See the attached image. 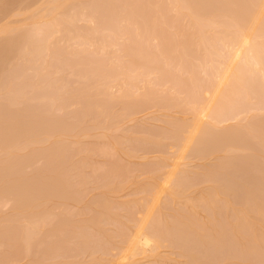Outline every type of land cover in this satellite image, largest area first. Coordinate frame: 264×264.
Returning <instances> with one entry per match:
<instances>
[{
    "label": "rangeland",
    "instance_id": "obj_1",
    "mask_svg": "<svg viewBox=\"0 0 264 264\" xmlns=\"http://www.w3.org/2000/svg\"><path fill=\"white\" fill-rule=\"evenodd\" d=\"M192 1L0 0V264H114L139 226L121 264H264V22L194 117L258 0Z\"/></svg>",
    "mask_w": 264,
    "mask_h": 264
},
{
    "label": "bare ground",
    "instance_id": "obj_2",
    "mask_svg": "<svg viewBox=\"0 0 264 264\" xmlns=\"http://www.w3.org/2000/svg\"><path fill=\"white\" fill-rule=\"evenodd\" d=\"M61 1V0H60ZM194 1V0H193ZM193 1H192V3H193ZM256 1V0H255ZM259 1V2H258ZM256 3H257V5L255 6L256 7V12L254 11H251V13L253 14H251V15H249L250 16V19L252 18V16H253V18H252V20H253V28L250 30V27H251V25H252V23H251V25H250V27L248 26L247 27V24H248V22L246 23V27L248 28V30H246V28L245 27H243L242 28V30H246V32H244V33H242L243 31H241L240 33L238 32V37H237V35L235 34V36L238 38H235V39H231V43H232V46H233V44H235V47L233 46V49L232 48H230V44H229V48H230V50L232 49V52L229 50V53L231 54H229V60H228V62L227 63H225V64H222V65H225L224 66V68L221 70L220 68H218L217 67V69H216V71L219 69V72H218V76L216 77L217 79H216V83L214 82V87H215V85L217 84V81H218V84L216 85V88L214 89V91L210 94V91L208 92L209 94H210V96L208 97V98H206V100H205V102H206V104H203V103H201V104H203V106L201 107L200 106V109H199V111L197 110V115L195 116L194 115V117H195V120L199 123L201 120H203L206 116H208L209 114H210V112H212L213 111V106L215 105V103L219 100V96H220V94L222 93L221 91H222V89L224 88V85H227L228 83H229V81H231V83H232V80L234 79V78H236V76L237 75H239V69H238V66H239V61L244 57V55H245V58L247 59V57L249 56V58H250V55H248L247 56V52H251V49L253 48V46L252 45H250V43H254L255 44V42H260L259 40H257V38H256V40L257 41H255L254 42V40L252 41V37H258V35L256 36V33L258 32L257 30H259L261 27H262V24H263V22H264V20H263V18H264V0H258ZM56 2V1H55ZM57 2H58V0H57ZM195 2V1H194ZM196 2H197V0H196ZM198 2H199V0H198ZM52 4H54V3H52ZM59 4H60V2H59ZM194 4V3H193ZM62 4H60V6H61ZM235 5V4H234ZM58 6V5H57ZM57 6H56V10L58 11V9H57ZM189 6V5H188ZM253 6H254V4H253ZM55 7V6H54ZM177 7V6H176ZM52 8V7H51ZM254 8V7H253ZM252 8V9H253ZM255 9V8H254ZM50 10V9H49ZM53 10V9H52ZM51 10V13H53V11ZM190 10H192L191 9V7H190ZM46 11V13L48 12L47 10H45ZM55 11V10H54ZM41 12V11H40ZM59 12V11H58ZM57 12V13H58ZM176 12V11H175ZM248 12V11H247ZM56 13V12H55ZM47 15H49L48 13H47ZM55 14H52V16H51V14H50V19L54 16ZM246 15V14H245ZM193 14H192V16H191V18H193ZM213 16H214V14H213ZM244 16V15H243ZM55 17V16H54ZM190 17V16H189ZM212 17V16H211ZM247 17V16H246ZM43 18H44V16H43ZM214 18H215V16H214ZM197 19H199L198 17H197ZM211 20V19H210ZM212 20H213V18H212ZM38 21V20H37ZM181 21H182V19H181ZM197 21V20H196ZM51 22H52V20H51ZM73 22V21H72ZM194 22V21H193ZM211 22V21H210ZM213 22V21H212ZM238 22V21H237ZM250 22H251V20H250ZM261 22H262V24H261ZM196 23V22H195ZM200 23H202L201 21H200ZM212 24V23H211ZM202 25H203V23H202ZM220 25V24H219ZM236 25H237V23H236ZM249 25V24H248ZM260 25H261V27H260ZM10 26V25H9ZM8 25L6 26V27H8L9 29L11 28V27H9ZM5 27V26H4ZM193 27H194V24H193ZM260 27V28H259ZM258 28V29H257ZM263 28V27H262ZM2 29V28H1ZM12 29V28H11ZM183 29V28H182ZM13 30V29H12ZM26 31V30H25ZM239 31V30H238ZM2 32V31H1ZM8 32H10L9 30L8 31H6L5 32V30H4V33H8ZM29 32V31H28ZM194 32V31H193ZM199 33V32H198ZM234 33H235V31H234ZM254 33H255V35H254ZM28 34V33H27ZM233 34V33H232ZM5 35H8V34H5ZM254 35V36H253ZM25 36H23V38H24ZM48 37H50V36H48ZM232 37V36H231ZM51 38V37H50ZM233 40V41H232ZM40 41V40H39ZM252 41V42H251ZM29 42V41H28ZM42 42V41H41ZM250 45V46H249ZM256 45V44H255ZM39 46V45H38ZM248 47V48H247ZM250 47H251V49H250ZM26 48V47H25ZM248 49V50H247ZM255 49H257V47L255 48L254 47V50ZM27 51H28V48H27ZM250 52H249V54H250ZM30 53V52H29ZM253 53V51L251 52V54ZM259 53V52H258ZM264 53V52H263ZM34 54V53H33ZM37 54V53H36ZM228 54V53H227ZM261 54V53H260ZM261 57V56H260ZM259 57V58H260ZM252 58V57H251ZM247 59V60H249L250 62H252L253 61V59H254V61H253V63H252V67H254V65H256V64H258V65H256V66H258L259 67V69H260V61H259V59L257 60V55H256V60H255V57H253V59ZM252 60V61H251ZM255 63V64H254ZM249 64V63H248ZM257 67V68H258ZM263 68V67H262ZM260 71H261V69H260ZM231 77H232V80H231ZM213 86V85H212ZM212 89V88H211ZM208 96V95H207ZM195 110H196V107H195ZM198 123H196V130L195 131H198L199 130V128H200V123L198 124ZM154 233H152V232H147V231H145L143 228H142V226H139L137 229H136V231H135V233L134 234H132V236H131V238L128 240V244H127V249H126V251L121 255V257H120V259H119V262H115L114 264H121L122 262H121V260H123V259H126V258H128L129 256H135L136 255V253H138V252H140L141 254H145V252L147 251V253L149 252L150 253V255L151 254H155V252H157V251H155L156 249H158L159 248V245L158 244H160V240H161V238H160V240L157 238V235H153ZM159 237V236H158ZM159 242V243H158ZM161 243H162V241H161ZM161 245V244H160ZM127 250H128V252H130V253H128L127 252ZM155 251V252H154ZM127 252V253H126ZM145 257H146V255H145ZM151 257V256H150Z\"/></svg>",
    "mask_w": 264,
    "mask_h": 264
}]
</instances>
